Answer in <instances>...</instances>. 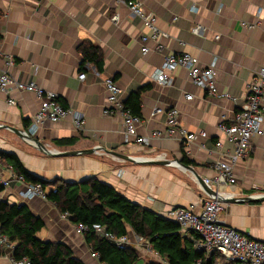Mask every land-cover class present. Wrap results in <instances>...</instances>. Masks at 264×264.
<instances>
[{"label": "crops", "instance_id": "obj_1", "mask_svg": "<svg viewBox=\"0 0 264 264\" xmlns=\"http://www.w3.org/2000/svg\"><path fill=\"white\" fill-rule=\"evenodd\" d=\"M128 1L134 0H0L3 54L0 74L5 70L6 58H11L13 66L8 73L14 81L33 82L55 94L62 107L83 116L85 125L81 132L67 118L45 123L33 135L51 152L98 148L132 160L167 164H131L102 152L51 158L2 128L0 153L16 156L28 173L45 182L59 180L77 184L95 179L112 187L129 202L163 218L171 208H193L198 212L205 196L197 177L211 179L213 165L223 161L232 149L218 125L230 122L244 104L253 73L264 68V0H137L142 2L146 14L155 16L158 30L167 35L159 40L163 52L145 56L139 44L145 30L140 20L129 12L125 4ZM113 16L118 18L116 24L111 22ZM195 27L201 28L200 34L191 32ZM84 42L100 48L103 65L101 73L93 65H86L85 78L80 81L81 56L77 49ZM181 53L196 58L201 68L214 64L216 90L228 98L208 96L193 86L183 69L169 74L170 87L157 84L152 76L155 68L164 57ZM105 79H112L121 90L123 104L130 94L145 88L141 93L139 136L164 133L165 113L175 108L179 112V124L185 130L204 132L206 138H198L191 144L189 155L176 138L151 140L146 146L133 140L125 142L122 119L102 114L107 99ZM185 95H191V101H185ZM8 99L15 105L8 106ZM38 108L39 101L32 93L15 90L8 95L0 93V126L27 132ZM155 109L162 112L152 116ZM69 138L76 139L71 147L54 145L57 140ZM263 153L264 138H253L248 159L234 167L235 185L224 189L226 196L242 199L264 195ZM183 158L192 163L188 166L192 171L177 164H182ZM7 168L11 167L0 161V176L4 179L10 175ZM27 184L13 182L3 189L0 200L9 205L24 204L41 219L43 228L36 235L40 241L63 244L83 264H98L90 257L83 235L76 233L75 225L66 215L59 214L47 200L22 199ZM219 220L225 227L264 242L263 202L224 203ZM181 235L193 240L192 234ZM133 236L132 232L127 233L130 240ZM130 248L138 255L135 264L161 261L158 255H147L144 247ZM11 254L0 250V264H11L5 258Z\"/></svg>", "mask_w": 264, "mask_h": 264}, {"label": "built area", "instance_id": "obj_2", "mask_svg": "<svg viewBox=\"0 0 264 264\" xmlns=\"http://www.w3.org/2000/svg\"><path fill=\"white\" fill-rule=\"evenodd\" d=\"M129 12L140 20L145 33L139 39L140 52L143 56L150 53H161L164 48L159 40L166 38L164 32L158 30L156 18L153 14H146L143 10L142 2L134 0L125 3ZM112 23H117V16L111 18ZM193 34H200L201 28L195 27L191 30ZM1 53L0 45V57ZM198 60L187 53L166 56L153 72L154 81L161 85L170 87L171 78L169 74L177 69H183L187 72L190 82L196 88L204 90L210 97L228 98L227 94H219L215 87L214 64L201 68L198 66ZM13 66L11 58L5 60V70L0 74V93L10 94L12 90L19 93H32L39 101V108L32 116L27 133L33 136L45 123H57L64 119L70 118L73 127L77 132L84 130L85 121L81 114L64 108L58 103V98L51 92H46L36 86L33 82L25 84L14 81L8 69ZM84 73L79 74L78 80H84ZM103 87L107 94L106 105L103 108V116H118L122 119L124 141L133 140L140 146H146L151 140H171L176 138L185 148L186 155L190 154V146L198 138L205 139L204 132L190 133L179 124V112L175 108L166 111V128L164 133L153 132L149 136H139L137 127L141 119L132 116L130 111L124 108L121 101V90L117 87L112 79H105ZM191 95H185V101H191ZM8 106H14L12 99L7 100ZM161 109H155L152 116L160 114ZM264 68H260L252 75L249 85L247 86V95L242 107L234 114L228 124L221 123L218 130L224 136L226 142L231 146V151L223 161H218L213 165L214 176L211 179H202L201 190L205 196L202 207L198 212L193 208H171L165 213V218L177 224L181 234L193 235V248L201 254L203 259L198 260L195 264H201L202 261L210 260L212 255H216L218 264H264V242H258L248 235L241 234L236 230L225 227L220 223L219 216L224 208L222 199H231V196L224 194V189L233 188L235 178L233 174L234 167L238 162L248 159L251 152V143L255 137L264 138ZM204 148V145H200ZM217 148L220 144L216 145ZM264 156V153H263ZM10 175L4 179L0 176V185L7 189L13 182L24 184L22 176L14 174L11 168L6 169ZM6 171V172H7ZM47 190L42 189L40 185L27 184L25 186L22 199L29 201L32 198L46 200ZM66 217L65 215H63ZM88 228L83 225L75 226V231L83 235ZM91 230L100 238L118 247H144L147 255L157 256L149 245L142 239L134 235L133 240L127 236L116 237L108 233L100 225H92ZM13 245L9 243L6 236L0 228V250L13 251ZM90 257L97 260L98 255L89 248ZM11 264H30L27 259L14 260L11 255H5ZM98 264H103L99 263Z\"/></svg>", "mask_w": 264, "mask_h": 264}, {"label": "trees", "instance_id": "obj_3", "mask_svg": "<svg viewBox=\"0 0 264 264\" xmlns=\"http://www.w3.org/2000/svg\"><path fill=\"white\" fill-rule=\"evenodd\" d=\"M1 41V36H0ZM81 56L79 72L83 73L86 65H93L98 73L102 71L103 55L97 46L84 42L78 49ZM145 88L130 94L124 102V108L132 116L141 118V93ZM75 138L54 142L56 147H71ZM0 161L10 166L14 174L22 176L25 182L49 188L46 200L61 215H66L75 226L88 228L83 233L84 241L98 255L97 261L103 264H135L138 255L133 248L118 247L100 238L91 230L92 225H100L116 237L127 236L132 232L142 238L156 253L163 263L148 264H195L202 260L201 254L193 248V240L179 233L176 223L152 213L119 195L112 187L95 179L77 184L59 180L45 182L28 173L16 156L0 153ZM183 165H192L186 158ZM3 187L0 185V195ZM0 228L9 243L13 245L14 260L27 259L30 264H83L63 244L42 242L37 233L43 228L41 219L35 217L24 205H9L0 200ZM201 264H218L216 255Z\"/></svg>", "mask_w": 264, "mask_h": 264}, {"label": "water", "instance_id": "obj_4", "mask_svg": "<svg viewBox=\"0 0 264 264\" xmlns=\"http://www.w3.org/2000/svg\"><path fill=\"white\" fill-rule=\"evenodd\" d=\"M1 128L14 133L18 137L22 138L27 144H29L30 146L35 148L39 153H41L45 156L51 157V158L92 156L94 154H98L99 152H102L106 155L113 156V157H116L118 159H122L124 161L130 162L131 164H138V165H141V164H143V165H166L167 164V162H163V161H145L142 159L132 160L130 158L118 155L115 152L104 151V150L98 149V148L90 149V150H83V151H70V152H56L55 151V152H51L50 150H48V148L45 146V144L40 142L35 136H30L25 131L17 130L15 128L7 127V126H0V129ZM168 164L171 165L173 163H168ZM177 164L185 170L192 171L191 167L184 166L178 162H177ZM197 181L200 182L201 184L203 183L202 179H200L199 177H197ZM71 184H73V183H71ZM231 201H234V203H237V202L238 203H251V202H261V203L263 202L264 203V195L247 196V197L242 198V199H222L221 200V202H223V203H229Z\"/></svg>", "mask_w": 264, "mask_h": 264}, {"label": "rangeland", "instance_id": "obj_5", "mask_svg": "<svg viewBox=\"0 0 264 264\" xmlns=\"http://www.w3.org/2000/svg\"><path fill=\"white\" fill-rule=\"evenodd\" d=\"M161 263H163L162 261H160Z\"/></svg>", "mask_w": 264, "mask_h": 264}]
</instances>
